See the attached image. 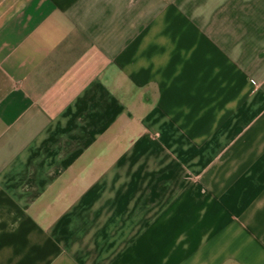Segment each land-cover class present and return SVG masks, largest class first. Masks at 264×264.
I'll return each instance as SVG.
<instances>
[{
  "label": "crops",
  "instance_id": "0c3cea01",
  "mask_svg": "<svg viewBox=\"0 0 264 264\" xmlns=\"http://www.w3.org/2000/svg\"><path fill=\"white\" fill-rule=\"evenodd\" d=\"M0 264H264V0H0Z\"/></svg>",
  "mask_w": 264,
  "mask_h": 264
}]
</instances>
